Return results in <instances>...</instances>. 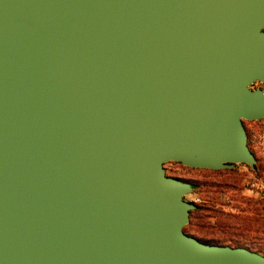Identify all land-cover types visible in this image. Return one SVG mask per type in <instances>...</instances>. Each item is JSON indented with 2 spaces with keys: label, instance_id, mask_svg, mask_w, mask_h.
Returning <instances> with one entry per match:
<instances>
[{
  "label": "water",
  "instance_id": "water-1",
  "mask_svg": "<svg viewBox=\"0 0 264 264\" xmlns=\"http://www.w3.org/2000/svg\"><path fill=\"white\" fill-rule=\"evenodd\" d=\"M255 81L264 0H0V264H264L163 166L254 168Z\"/></svg>",
  "mask_w": 264,
  "mask_h": 264
},
{
  "label": "rangeland",
  "instance_id": "rangeland-1",
  "mask_svg": "<svg viewBox=\"0 0 264 264\" xmlns=\"http://www.w3.org/2000/svg\"><path fill=\"white\" fill-rule=\"evenodd\" d=\"M255 81L251 89H262ZM248 146L256 161L254 168L238 163L231 168L210 170L194 168L180 162L164 163L165 173L194 184L184 196L197 205L191 210L184 231L207 243L233 246L241 242L249 249L260 248L264 255V218L255 226L241 229L253 205H264V119L244 120ZM258 226V230L254 231ZM249 227V229H247ZM253 250V249H252Z\"/></svg>",
  "mask_w": 264,
  "mask_h": 264
},
{
  "label": "trees",
  "instance_id": "trees-1",
  "mask_svg": "<svg viewBox=\"0 0 264 264\" xmlns=\"http://www.w3.org/2000/svg\"><path fill=\"white\" fill-rule=\"evenodd\" d=\"M191 184H192V187H193L194 184L192 182H191ZM196 207H197V205H196ZM196 207L194 209H196ZM194 209H192V210H194ZM190 212H191V210H190ZM190 212H189V214H190ZM249 212H250L249 216H247V215L243 216L246 222L239 223V226L241 227V229H245L248 225H249V227L251 225L255 226V225H257L256 222L259 219L264 218V205L263 204H261L260 206L253 205V207L251 208V210ZM249 227L247 229H249ZM255 228L256 229L254 231H257L258 230V226L255 227ZM263 233H264V231H263ZM211 244H214V243H211ZM232 244H233V246H243V244L241 242H234ZM219 245H224V244H219ZM252 249L254 251H256V252H260V248L252 247Z\"/></svg>",
  "mask_w": 264,
  "mask_h": 264
},
{
  "label": "flooded vegetation",
  "instance_id": "flooded-vegetation-1",
  "mask_svg": "<svg viewBox=\"0 0 264 264\" xmlns=\"http://www.w3.org/2000/svg\"><path fill=\"white\" fill-rule=\"evenodd\" d=\"M258 84L260 85V87L264 88V83L262 82H258ZM191 183V182H190Z\"/></svg>",
  "mask_w": 264,
  "mask_h": 264
}]
</instances>
